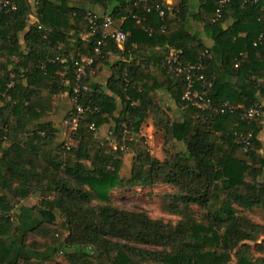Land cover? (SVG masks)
<instances>
[{"label": "trees", "instance_id": "obj_1", "mask_svg": "<svg viewBox=\"0 0 264 264\" xmlns=\"http://www.w3.org/2000/svg\"><path fill=\"white\" fill-rule=\"evenodd\" d=\"M0 1L9 2L0 7V236L15 231V206L33 197L54 220L33 230L41 243L26 238L24 246L62 255L69 264H264L256 257L264 254V226L239 216V210L264 211L263 120L244 117L251 109L264 112V0H199L196 12L190 0L176 6L88 0L103 13L70 0ZM88 11L99 16L97 28ZM107 15L127 35L122 47L104 36ZM191 21L202 26L201 34L188 30ZM75 49L92 60L81 81L80 59L70 57ZM169 49L184 65H203L197 75L207 82L208 109L183 100L186 80L170 72ZM105 68L112 74L103 86L98 77ZM196 88L205 91L202 83ZM163 95L183 119L169 116L173 111L158 101ZM58 96L76 101L67 128L77 105L86 110L71 131L72 147L51 118ZM150 115L184 151L160 161L145 139L128 136L139 134ZM110 125L109 140L95 136ZM128 150L135 159L123 179ZM156 185L177 190L168 196L173 214L182 217L177 225L111 204L112 191ZM193 206L203 213L188 211Z\"/></svg>", "mask_w": 264, "mask_h": 264}, {"label": "rangeland", "instance_id": "obj_2", "mask_svg": "<svg viewBox=\"0 0 264 264\" xmlns=\"http://www.w3.org/2000/svg\"><path fill=\"white\" fill-rule=\"evenodd\" d=\"M88 2V0H70L71 4L78 5L79 3ZM179 0H177V4ZM164 104L166 109H170L172 115H169L173 120L183 119L184 113L178 110L175 103L168 95H163L159 99ZM53 109L59 107L56 113H53L51 118L59 125L62 124V137L64 138L65 144L67 146H75L76 143L72 141L71 129L67 128L65 124L66 118L72 111L74 105L73 101L68 98V96H58L53 98ZM60 106L62 109H60ZM175 110V111H174ZM175 112V113H174ZM69 127V126H68ZM112 125L102 128L95 135L98 139L105 141L109 140L112 133ZM127 134V133H126ZM128 136L133 140L145 139L147 145L149 146L151 155L160 160L164 161L169 156L175 155L178 152L184 151L185 146L183 144H173L169 142L160 128H155L153 123V116L150 115L146 122L143 124L139 134H130ZM135 154L131 151L123 152V169L121 172V177L123 179H128L130 177V172L132 165L134 163ZM177 190L167 186V185H156L150 188H125L122 190H115L111 193V204L117 209H121L130 213H144L153 221H162L166 224L177 225L181 220V215L173 214L174 211L171 208L174 206L168 198L169 195L176 194ZM95 205L99 206L100 203ZM180 209H184L182 205L179 206ZM188 211H191L196 216L201 215L203 212L198 207H191ZM239 216L247 218L254 222L255 224L264 226V211L261 209L253 210H239ZM264 238H261V241ZM31 240V239H27ZM139 247L146 248L145 246L138 245ZM150 248V247H148ZM263 256L264 254H256V257ZM59 261L56 264H69L64 256L60 255Z\"/></svg>", "mask_w": 264, "mask_h": 264}, {"label": "crops", "instance_id": "obj_3", "mask_svg": "<svg viewBox=\"0 0 264 264\" xmlns=\"http://www.w3.org/2000/svg\"><path fill=\"white\" fill-rule=\"evenodd\" d=\"M31 1L37 4L39 0ZM167 3L170 6H176L175 4H177V0H167ZM71 5L77 7L86 5L88 6L89 10L98 13H103L102 7H100L99 5L87 4V2L81 4L79 3L78 5ZM199 6V0H190V8L193 12L199 11ZM35 21L36 20H34L33 23ZM188 30L190 32H198L201 34L203 28L200 24L191 21L188 25ZM205 40L208 46L212 45V42L210 40L206 38ZM71 42L74 44V40H71ZM70 57L73 59H80L79 62L87 59L86 56L83 55V52L79 49L71 51ZM116 59V57H112L111 62L113 63ZM111 74V69L105 68L98 77L99 83L103 86H106L108 79L111 77ZM60 109H62L61 106ZM258 139L262 145V149L260 152L264 157V117L262 121V130L258 136ZM40 205L41 199L31 197L26 200H22L20 204H17L15 206V209L12 212V221L15 225V231L9 235L0 236V264H16L27 260L32 261V263L41 260L43 264H56V261L60 260L58 259L60 258V256L54 254L51 251L38 252L34 250H29L24 246V243H27L26 238L31 239L28 240V243H31L32 241L41 243L42 240L38 238L35 234H33V230L44 222L54 220L53 215H48L42 212V210H39Z\"/></svg>", "mask_w": 264, "mask_h": 264}, {"label": "built area", "instance_id": "obj_4", "mask_svg": "<svg viewBox=\"0 0 264 264\" xmlns=\"http://www.w3.org/2000/svg\"><path fill=\"white\" fill-rule=\"evenodd\" d=\"M150 0H140L141 3L148 4ZM250 1V0H246ZM255 2H258V0H255ZM222 4L226 3L225 0L221 2ZM9 5V2L6 1H0V7H7ZM13 10H16V6H12ZM160 12V16L162 18H165L166 12L162 10L161 8H158ZM86 19L91 24L92 28L98 27V21L99 16H97L92 11H88L86 14ZM101 28L103 30L105 37H111L115 40V42L122 47L124 42L127 39V35L122 31L118 30L116 26V22L114 21L113 17L111 15H107L104 20L103 24L101 25ZM101 46L102 41H99L97 43V46L95 48V53L100 54L101 53ZM169 57L170 60L168 62V67L170 69V72L175 73L179 76H183L186 80V91L183 96V100H185L188 103H191L194 107L200 110H206L210 106L211 102L207 97V89H206V79L204 75L200 74L197 75V73H200L202 70L203 65L200 63L198 65H184L179 61L178 54L174 52L172 49H169ZM92 60L91 59H85L83 61L77 62L78 70H77V80L81 81L82 78L86 74V67L91 65ZM202 83L203 85V93L200 90H197L196 84ZM210 86H212L210 84ZM80 90L77 88L76 93H79ZM76 103V101H74ZM77 114L75 115L73 119V123L71 125V131H75L77 129L80 115H82L86 110L80 106H76ZM230 112H234L233 108H229ZM245 119H247L249 122L251 121H262L264 117V112L261 109H251L250 111L246 112V115L244 116ZM93 129V128H92ZM249 146V144H248ZM46 264V263H45Z\"/></svg>", "mask_w": 264, "mask_h": 264}]
</instances>
